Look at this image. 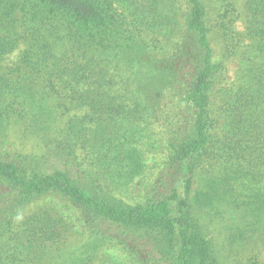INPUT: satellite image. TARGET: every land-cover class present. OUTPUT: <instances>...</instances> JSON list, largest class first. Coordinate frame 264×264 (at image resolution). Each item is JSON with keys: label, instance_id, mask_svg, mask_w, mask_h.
Returning <instances> with one entry per match:
<instances>
[{"label": "trees", "instance_id": "1", "mask_svg": "<svg viewBox=\"0 0 264 264\" xmlns=\"http://www.w3.org/2000/svg\"><path fill=\"white\" fill-rule=\"evenodd\" d=\"M246 11L255 56L216 117L204 0H0V264H95L111 246L139 264H227L213 231L264 236V0ZM11 133L39 149L12 152ZM153 134L165 160L124 199Z\"/></svg>", "mask_w": 264, "mask_h": 264}, {"label": "rangeland", "instance_id": "2", "mask_svg": "<svg viewBox=\"0 0 264 264\" xmlns=\"http://www.w3.org/2000/svg\"><path fill=\"white\" fill-rule=\"evenodd\" d=\"M208 16L211 17L212 24V44L214 49L213 61L221 65L217 74V78L213 83L211 90V97L213 101L212 109L213 115L218 117V109L227 99L232 89L237 87L240 83L245 81V75L248 74L249 60L254 58L255 54L252 53L251 47L255 41L248 36V15L246 11V0H204ZM230 9V27L238 34L243 36V43L235 47L234 44L227 48L228 43L221 39L218 32L217 19L224 14L227 9ZM211 22V21H210ZM230 46V45H229ZM23 46L20 45L9 57L10 64L16 63L21 55ZM257 58V57H256ZM262 60L261 57L256 61ZM149 142L152 147L147 149V166L142 175L137 177L121 194V197L127 200L136 201L142 196L143 190L151 184L155 177L159 166L163 163L166 157V145L164 138L160 136L149 137ZM39 142L32 136H20L17 133H11L6 139L5 146L13 151H33L38 150ZM41 204H54L56 209L72 216V210L69 209L64 201L58 198L44 199ZM232 219L236 221L238 215L233 212ZM222 228V227H219ZM211 229H214L211 227ZM213 236L220 241L223 247L224 255H226L227 264H261L264 261V236L259 234L251 235V237L237 238L232 236L231 233L221 232L219 229L213 231ZM77 236L72 237V243L78 245L75 240ZM104 252L103 256L102 253ZM103 261L114 262L115 264H139L136 260L131 258L128 253L120 247L111 246L100 253L95 264L102 263Z\"/></svg>", "mask_w": 264, "mask_h": 264}]
</instances>
